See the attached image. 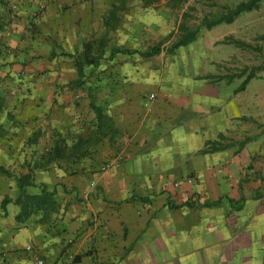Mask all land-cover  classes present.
<instances>
[{
  "label": "crops",
  "instance_id": "0c3cea01",
  "mask_svg": "<svg viewBox=\"0 0 264 264\" xmlns=\"http://www.w3.org/2000/svg\"><path fill=\"white\" fill-rule=\"evenodd\" d=\"M41 1L0 5L11 81L0 87V264H264V116L241 98L252 82L236 95L170 82L138 54L106 49L79 78L114 2ZM117 19L113 29L129 20ZM35 56L41 66H22ZM221 134L229 147L202 153Z\"/></svg>",
  "mask_w": 264,
  "mask_h": 264
},
{
  "label": "rangeland",
  "instance_id": "374dc122",
  "mask_svg": "<svg viewBox=\"0 0 264 264\" xmlns=\"http://www.w3.org/2000/svg\"><path fill=\"white\" fill-rule=\"evenodd\" d=\"M244 1L246 0H186L178 10H169L164 1L146 8L137 0H126L124 5L131 6L124 10L121 9L119 0H113L114 7L118 8L116 16L121 18L122 13L123 16L127 15L129 20L120 23L114 29L109 27L105 30L101 42L89 40L90 54L99 62L103 59L102 54L105 49L110 52V57H113L117 54L122 55L125 51L139 55L160 45L162 52L147 60L151 61L153 69L160 71L164 79L170 82L207 81L218 86L238 87L245 78L242 72L247 74L250 70H255V78L250 81L252 83L241 98L247 99L249 105L253 104L249 108L253 111L258 108L264 116V42L258 40L260 36H264V2L256 10L241 15L232 24L202 31L195 42L180 48L174 55L166 54V49L175 40L178 25L186 24L193 28L198 25L202 17L210 13H219L226 6L232 7ZM0 5H5L3 0H0ZM38 5H73V3L70 0H58L57 3L53 0H43ZM143 9H148L146 12L150 15L136 16L144 12ZM43 12L44 9L39 8L37 16L39 17ZM185 15L188 17L185 18ZM230 37L250 45V48L236 47L228 42L227 38ZM124 39L127 41L122 42ZM129 39L132 41L128 42ZM3 52L5 50L0 48V58ZM22 53L25 54L23 51ZM43 59L45 60L43 56H35L33 59L22 58V66L27 67L32 61L41 66ZM86 66L89 65L83 67ZM259 68L263 70L259 71ZM230 76L235 78L229 84L226 80ZM45 77H47L45 70L31 71L18 74L16 80L18 83L20 80L32 82L34 79L40 80ZM5 78L0 74L2 88L11 82ZM2 92L6 91L2 90ZM254 129L258 128L253 126Z\"/></svg>",
  "mask_w": 264,
  "mask_h": 264
},
{
  "label": "trees",
  "instance_id": "16d2710c",
  "mask_svg": "<svg viewBox=\"0 0 264 264\" xmlns=\"http://www.w3.org/2000/svg\"><path fill=\"white\" fill-rule=\"evenodd\" d=\"M125 1L126 0H119V5L121 6V9H123V5H124ZM137 1L141 2L142 5H144V7H146V8L153 6L155 4H159L162 1H164L166 7L169 10H178L179 8H181L182 4L186 0H137ZM262 2H264V0H246L244 2H240L237 5L232 6V7L226 6L219 13H210L209 15L202 17L199 20L198 25L193 27V28L187 26L186 24L178 25L177 35L175 37V40L166 49V54L167 55H174L180 48H183V47H186V46L192 44L193 42L196 41L198 35L202 31H209V30H212L213 28H216L220 25L232 24L241 15L246 14V13H250V12L256 10ZM117 12H118V8L113 6V8L111 9V11L109 13L108 20L106 22L107 28H109V27L113 28L117 24V22H118V19L116 16ZM186 17H188V16L185 15V18ZM227 40L229 43L234 44L238 48H242V47L250 48V45H247V44L240 42V41H236L232 37L227 38ZM258 40L264 42V36H260L258 38ZM90 48H91L90 44L86 43L84 45L83 55L77 59L76 64H77V70L79 72V78L81 77L82 67L84 65H94L98 61L97 58L91 56ZM161 52H162V50L160 49V45H157V46L153 47L151 50H149L148 52L139 53V56H141L142 58L148 59V58H152L154 56H158ZM124 54H131V53L125 51ZM62 56L66 57L67 55L62 54ZM53 57H54V53L51 52L49 55V59H52ZM262 70H263V68H259V71H262ZM255 72H256L255 70H250L247 74L245 72H242V76L245 75V78L241 81L240 85L233 91L234 95L242 92L245 89L247 84L255 78ZM242 76H240V78ZM234 78L235 77H233V76L227 77L226 83H229V84L232 83ZM91 109L93 110L95 115L100 118L101 110L98 109L97 107H95L94 105H91ZM249 140L250 139H246V141H249ZM224 142H225V137L221 134L218 136L217 141L206 142L205 143V150H203L202 153H212V152L224 150L227 147H229V145H224ZM56 154H57V156L61 155V153H60V151H58V149H56ZM0 172L5 174V175H8V173L6 171H3L1 169H0ZM24 183L22 182V180H18V187H19L21 193L23 191ZM23 200L24 201H30L32 199L29 197L23 196ZM21 201H22V198L18 199L16 202L20 203ZM6 203H7V201H5V203H3V206H2L3 208H4V205Z\"/></svg>",
  "mask_w": 264,
  "mask_h": 264
},
{
  "label": "built area",
  "instance_id": "2783aa9c",
  "mask_svg": "<svg viewBox=\"0 0 264 264\" xmlns=\"http://www.w3.org/2000/svg\"><path fill=\"white\" fill-rule=\"evenodd\" d=\"M107 167H108V165L105 166V168H107ZM185 183H186L187 185H191V184H193V180H192L191 178H187V179L185 180ZM174 186H175V187H178L179 184L176 183ZM35 264H44V262H43L42 260H40V259H35Z\"/></svg>",
  "mask_w": 264,
  "mask_h": 264
}]
</instances>
